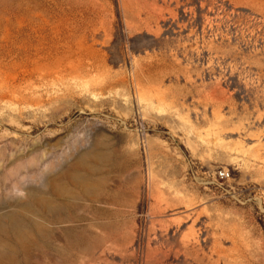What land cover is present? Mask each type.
<instances>
[{
    "label": "rangeland",
    "instance_id": "rangeland-1",
    "mask_svg": "<svg viewBox=\"0 0 264 264\" xmlns=\"http://www.w3.org/2000/svg\"><path fill=\"white\" fill-rule=\"evenodd\" d=\"M0 264H264V0H0Z\"/></svg>",
    "mask_w": 264,
    "mask_h": 264
},
{
    "label": "built area",
    "instance_id": "built-area-1",
    "mask_svg": "<svg viewBox=\"0 0 264 264\" xmlns=\"http://www.w3.org/2000/svg\"><path fill=\"white\" fill-rule=\"evenodd\" d=\"M218 174H219V177L222 179L229 176V173L226 170H220Z\"/></svg>",
    "mask_w": 264,
    "mask_h": 264
}]
</instances>
